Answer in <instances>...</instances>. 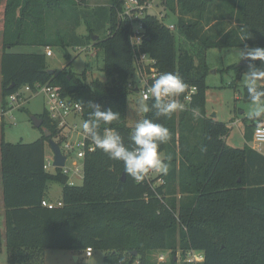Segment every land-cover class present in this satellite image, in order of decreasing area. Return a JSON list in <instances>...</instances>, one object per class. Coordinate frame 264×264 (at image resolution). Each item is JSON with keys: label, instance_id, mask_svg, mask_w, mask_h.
I'll return each mask as SVG.
<instances>
[{"label": "trees", "instance_id": "obj_1", "mask_svg": "<svg viewBox=\"0 0 264 264\" xmlns=\"http://www.w3.org/2000/svg\"><path fill=\"white\" fill-rule=\"evenodd\" d=\"M158 3L167 10L166 17L173 16L175 30L146 12L140 19L143 40L135 46L133 37L140 33L130 18L120 16L124 0H109L93 11L86 7L87 0H0V90L5 109L10 107L8 97L20 87L49 83L82 104L84 121L92 111L90 102L118 112L120 118L111 128L130 145L134 127L127 120L128 100L131 92H138L132 80L137 52L153 57L160 72L182 76L188 88L181 97L197 87L188 108L170 119L157 118L154 110L144 112L142 120L163 124L171 139L161 145L167 174L146 177L142 183L125 173L122 162L95 148L83 157V183L71 184L63 168L45 169L49 138L42 128V135L31 142H10L3 118L0 213L5 230L0 228V247L5 242L11 264H45L47 248L83 253L88 247L105 251L106 264H178L190 248L204 252L202 264H264V154L249 144L257 123L249 119L245 146H231L228 123L208 115L206 109L210 72L206 50L264 47V0ZM101 17L109 29L94 39ZM82 24L85 34L78 32ZM19 45H59L68 60L72 58L68 47L90 45L102 53L107 78L89 82L86 70L80 74L71 70V61L50 73L46 53L12 51ZM233 68L236 79L230 85L236 87L245 66ZM244 98L249 101L246 88ZM146 103L151 104L152 98ZM38 116L52 137L59 135L58 122L46 108ZM108 127L102 124L100 131ZM159 179L164 182L157 183ZM50 180L63 183L62 205L52 208L42 204L51 200ZM169 250L168 259L156 263L155 256Z\"/></svg>", "mask_w": 264, "mask_h": 264}, {"label": "rangeland", "instance_id": "obj_2", "mask_svg": "<svg viewBox=\"0 0 264 264\" xmlns=\"http://www.w3.org/2000/svg\"><path fill=\"white\" fill-rule=\"evenodd\" d=\"M159 0H154L153 6L149 8V13L159 15L160 13H168L164 9V6L158 3ZM109 0H87V8L89 11L96 10V5H108ZM96 6V7H95ZM85 11L86 8L84 7ZM87 12V11H86ZM174 18L169 13L165 18L166 23L173 22ZM104 18L101 17L99 20L98 36L104 37L109 29L107 22L103 25ZM232 24L226 28L231 27ZM79 34L87 33L85 24H82L78 28ZM177 38L180 37L176 33ZM259 47V46H251ZM52 50L51 55H47V63L49 69L61 70L66 67L67 63L71 61L70 68L73 72L80 74L84 70L88 73V80L99 77L105 80L107 77L103 71L104 60L101 56L102 53L96 51L90 45L68 47L67 51L71 54V60L66 59V50L59 45L49 47ZM48 47H42L37 45H19L12 48L15 52H28V53H46ZM239 49L246 48L244 46L236 47H212L206 50V62L210 67V72L207 75V92H206V109L208 115L215 112L217 120L228 123L231 128L229 136L227 137L228 142L232 143V146L243 147L245 146V131L249 121V115L251 110L250 101L244 98V84L242 78L244 73L247 71V65L245 66V72L242 77L237 80V86H231L230 83L236 79V71L233 66L238 65L245 60L239 61L238 51ZM0 55H1V42H0ZM249 63V61H248ZM254 63V62H252ZM258 66H264V61L255 63ZM132 80L140 85H143V81L140 77L139 72L136 70ZM133 84V85H134ZM140 86V87H141ZM142 99L141 94L136 91L131 92L128 100V115L127 120L130 126L142 120L144 112L140 110L139 101ZM1 90H0V102H1ZM46 108V96L43 93L32 95L29 101L25 104V108L14 107L12 111L8 112L4 117L6 121L5 125V138L10 142H31L42 135V131L34 126L32 122V116L41 114ZM213 117V116H212ZM72 117H70L71 119ZM238 118L237 124H234L233 120ZM264 120V118H263ZM84 118L82 115L71 120V126L73 129H68L63 133H59L58 136H53L54 140L62 143L60 146L64 150V154L68 156L64 169L69 170V175L75 184L83 183V159L78 157L77 144L74 147L67 148L65 145L67 142L76 143L83 137V130L81 124ZM255 143V142H254ZM251 140L249 144H252ZM261 153H264V143L257 149ZM164 154V153H163ZM47 155L51 158L54 157L52 148L47 144ZM164 157V156H163ZM77 169L80 172H76ZM51 168V171H54ZM161 172H150L149 177H156ZM158 183V182H157ZM63 183L58 180H50L47 196L54 202H58L62 198ZM0 228L5 230V218L4 214H0ZM105 251L94 250L92 256L87 257L85 253H77L71 249H60V248H47L44 250V261L45 264H106L104 260ZM76 256L79 258L77 259ZM159 253L155 256L158 261ZM183 259L179 258L178 264H182ZM0 264H11L8 260V252L5 242L0 247Z\"/></svg>", "mask_w": 264, "mask_h": 264}, {"label": "clouds", "instance_id": "obj_3", "mask_svg": "<svg viewBox=\"0 0 264 264\" xmlns=\"http://www.w3.org/2000/svg\"><path fill=\"white\" fill-rule=\"evenodd\" d=\"M246 50L239 49L240 60H247V71L242 82L246 88L251 104L249 118L253 119L258 127L264 124V66H258L253 61H264V47L245 45ZM137 87L140 83L137 82ZM188 85L178 72H161L147 86L143 98L139 101L140 110L148 113L154 110V115L170 119L178 111L186 110V105L178 97L185 93ZM152 103L148 104V98ZM187 98V97H185ZM92 111L89 119L81 124L95 147L106 153L110 159L123 163L124 171L131 176L135 183H142L150 172L167 174L168 164L164 162L161 145L171 139L170 130L163 124L151 118L138 121L130 132V145L125 143L122 135L111 128L113 121L120 118L118 112L111 108L106 110L99 103H89ZM195 116V112L193 113ZM109 125L103 132L101 125ZM171 159V157H169Z\"/></svg>", "mask_w": 264, "mask_h": 264}, {"label": "built area", "instance_id": "obj_4", "mask_svg": "<svg viewBox=\"0 0 264 264\" xmlns=\"http://www.w3.org/2000/svg\"><path fill=\"white\" fill-rule=\"evenodd\" d=\"M153 2L154 0H148L144 3H141L139 0H124V7L120 13V16L123 19L130 18L134 24L135 32L140 33L141 31H144L142 21L140 19L142 16H144L146 12L149 11V8L153 6ZM158 17L165 21L166 13H160ZM166 25L170 29L175 30L174 22L166 23ZM142 40H143V34L141 33L137 34L133 37V44L135 46H139L142 43ZM51 54H52V50L48 47L46 51V55H51ZM134 60H135L136 69L139 72L140 77L143 81V85L141 87L136 86V88L138 93L141 94V97L143 98L147 86L161 72L159 71L158 67L155 65L156 60L153 57H151L147 52H141V51L137 52L135 54ZM196 92H197V87L192 86L183 97L180 96L177 99L183 102L186 105V108H188L190 103L193 101L194 94H196ZM39 93H43L46 96L47 112L51 117V119L58 122L59 128L61 129L60 133H63L65 130L67 132V130L68 129L70 130V128L73 129V127L71 126V120L82 115L83 113L82 104L78 101L72 100L70 97L64 96L62 94V91L60 90V87L50 85L49 83L46 84L37 83L35 87H31L29 85L20 87L18 90H16L8 97L10 107H8L7 109H5L3 104L0 102V125L3 121V118L6 117L5 115L8 112L12 111L14 107L20 108L24 106L32 97V95ZM70 117L72 118L70 119ZM89 138L90 137L86 133H84L83 137L79 139L76 143L67 142L65 146L67 148H71L77 144V147L79 149L77 153L78 157L83 159L87 150L92 151L96 148L92 141L90 143H87V139ZM252 141L253 143L255 142L254 148L256 150L260 148V145L262 143H264V124L259 125V127L258 125L255 127ZM62 151L64 153L63 149ZM53 161H54V157L51 158L48 157L46 159L45 162L46 170L51 171V168H55L53 165ZM64 172L69 173V170L64 169ZM76 172H80V170L77 169ZM147 177H149V175ZM157 182L158 183L164 182V180L159 179ZM70 183L75 184L72 181L71 177H70ZM42 204L52 208L57 205H62V201L59 200L58 202H54L52 200L44 199ZM84 253L87 257H90L93 255L94 249L92 247H88ZM170 253H171L170 250L159 253L158 261L159 262L166 261ZM204 260H205L204 252L194 248L188 249L186 251L185 258H183V261L189 264H202ZM134 264H140V262L136 261Z\"/></svg>", "mask_w": 264, "mask_h": 264}, {"label": "water", "instance_id": "obj_5", "mask_svg": "<svg viewBox=\"0 0 264 264\" xmlns=\"http://www.w3.org/2000/svg\"><path fill=\"white\" fill-rule=\"evenodd\" d=\"M98 35H94V39H97ZM248 64V61L245 60V62H241L238 64V66H245ZM50 73H54L55 70L53 69H49ZM212 116H216V113L214 112L212 114ZM32 122L34 124V126H36L37 128H42L46 134V136L49 138V144L52 148V152L54 154V161H53V165L54 167H65L66 165V161H67V155L63 153L61 146L59 144V142H57L56 140H54V138L51 136V132L44 126V118L40 117L38 115L32 116ZM135 254H137L135 252ZM77 258V256H76Z\"/></svg>", "mask_w": 264, "mask_h": 264}, {"label": "crops", "instance_id": "obj_6", "mask_svg": "<svg viewBox=\"0 0 264 264\" xmlns=\"http://www.w3.org/2000/svg\"><path fill=\"white\" fill-rule=\"evenodd\" d=\"M173 21H174V20H173ZM245 66H246V65H245ZM238 120H239L238 118L234 119V120H233L234 124H237V123H238V122H237ZM253 135H254V134H253ZM245 140H246V138H245ZM252 140H253V137H252ZM227 143L230 144L231 146L233 145L232 143L228 142V139H227ZM246 143H247V140H246ZM246 143H245V144H246ZM250 145L252 146V144H250ZM252 147L254 148V144H253ZM263 154H264V153H263ZM48 157H49V156L47 155V158H48ZM49 158H50V157H49ZM0 214H2V212H1ZM78 258H79V257L77 256V259H78Z\"/></svg>", "mask_w": 264, "mask_h": 264}]
</instances>
